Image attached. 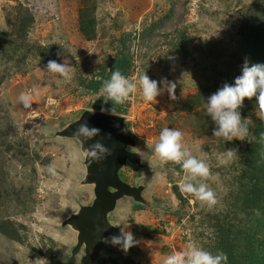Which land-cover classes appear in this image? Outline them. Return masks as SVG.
Segmentation results:
<instances>
[{"label":"rangeland","instance_id":"374dc122","mask_svg":"<svg viewBox=\"0 0 264 264\" xmlns=\"http://www.w3.org/2000/svg\"><path fill=\"white\" fill-rule=\"evenodd\" d=\"M17 3L32 14L26 46L54 50L49 61L63 64L67 59L72 71L67 78L49 73V61L35 53L27 55L29 71L20 70L15 59L0 50V178H5L0 180V225L8 231V235L0 231V264H68L76 233L63 222L90 204L94 193L81 183L85 165L79 144L57 132L85 110L101 111L93 107L101 104L100 92H81L79 78L98 74L121 46L125 32L134 56L128 78L137 82V91L124 104L127 111L116 114L125 116L142 165L124 166L122 179L144 185L147 202L125 198L109 215L120 229L128 222L126 230L138 243L125 252L109 238L107 244L115 251L104 252V257L164 264L173 250L190 242L210 250L214 234H219L217 219L222 217L225 223L252 227L257 237L264 233V201L234 212L228 198L241 185L243 162L251 159L252 147L258 144L264 159V136L250 133L244 140L229 142L212 132L208 137L212 121L206 113V98L225 83L234 84L246 60L250 65L264 64L252 55L248 37L258 22L254 18H264V0H0V30L8 31ZM81 10H88L82 18ZM23 54L24 50L18 56ZM144 70L153 80L175 82L176 99L164 90L155 103L146 101L139 87ZM159 86L164 88L163 83ZM25 92L33 97L30 110L18 100ZM241 112L250 125L260 122L255 108L244 105ZM164 127L181 130L193 154L209 164L210 178L202 182L215 191L216 205L208 207L193 195L180 193L177 184L183 170L172 162L161 163L153 151ZM228 149L237 152L227 164H219L217 157L226 156ZM49 166L55 167V175L48 172ZM261 174L259 170L257 175ZM8 181L9 195L1 185ZM83 254L82 250L77 264Z\"/></svg>","mask_w":264,"mask_h":264},{"label":"clouds","instance_id":"9594fccd","mask_svg":"<svg viewBox=\"0 0 264 264\" xmlns=\"http://www.w3.org/2000/svg\"><path fill=\"white\" fill-rule=\"evenodd\" d=\"M47 71L67 78L72 71V66L67 59L63 64L49 61ZM98 79L100 78L98 77ZM161 83L164 84L163 89L159 86ZM139 87L143 98L149 102L155 103L157 97L164 90L167 91L171 99H176L177 85L175 82L153 80L145 70L139 78ZM136 91L137 82L135 80H130L118 69L112 71L108 79L102 80L101 93L104 96V103L111 101L113 107H101V111L116 115V105L125 104ZM254 97L256 100L255 114L259 120L264 121V64L250 65L246 60L242 74L235 78L234 84L225 83L222 88L206 98V113L215 125L212 136L223 138L226 142L237 138L246 139L249 134V118L242 116L241 109L246 98L252 100ZM18 100L25 110L31 109L33 104L31 93H22ZM92 113L94 114V112ZM99 134L100 129L90 127L86 121L79 123L73 130V135L84 143L93 140ZM153 151L161 163L172 162L179 165L183 170V179L177 184L181 194H191L196 199L205 202L208 207L216 205L217 195L215 191L207 183L202 182L210 178L209 164L205 159L193 154L184 143V134L181 130L174 127H164L154 143ZM236 152L235 149H228L226 156H218L219 164H227ZM85 154L91 162H99L106 159L111 154V150L97 140L86 148ZM72 155L76 158L79 157L78 153H72ZM47 170L52 175L56 173L53 166H49ZM123 225L120 235H113L110 243L113 246H120L123 251L127 252L138 241L130 230H126L130 228L129 223L123 222ZM105 242L109 241L106 240ZM228 260V255L223 251L212 252L190 242L186 248L180 251L173 250L165 259L164 264H228Z\"/></svg>","mask_w":264,"mask_h":264},{"label":"trees","instance_id":"16d2710c","mask_svg":"<svg viewBox=\"0 0 264 264\" xmlns=\"http://www.w3.org/2000/svg\"><path fill=\"white\" fill-rule=\"evenodd\" d=\"M87 12L88 10H81L79 12L80 18L84 17ZM254 20H257L258 22L251 26V33L248 34V37L253 45L251 48L253 51L252 55L258 59L259 62H262V60L264 61V18L261 21L258 20V18H254ZM31 21L32 14L28 12L27 6H25V4L17 3L15 12L11 14L8 21V31L0 30V50L3 49L4 53L9 54L11 58H14L16 61L15 63L20 70L24 69L29 71V64L26 63L28 53H35L40 60H43V62H47L54 57V50L50 51V49L46 51L34 46H26V36L29 30L28 25L31 23ZM80 21L82 23L81 19ZM82 26L87 31V33H89L83 23ZM129 38V33L125 32L122 34V38L120 40L121 46L116 50L114 55L109 57L105 65L100 66L98 74H93L91 77L84 79L79 78L78 83L81 92H100L101 96L99 98L101 104L98 106H93L96 109L101 110V107H113V103L111 101H108L106 104L104 103V96L101 93L102 80L108 79L111 75V72L115 71L116 69L120 70L127 78L131 74L134 56L129 49ZM181 47L186 48L185 45H181ZM22 50H24L25 54L18 56ZM98 77L100 79H98ZM244 105L251 109L256 108L255 97L252 100L246 98ZM126 111L127 106L124 104L116 105L115 107L116 113H122ZM188 120H186V122ZM193 124L195 125V123ZM214 127L215 125L213 122H211L209 124L208 137L211 135ZM127 130H129L128 127ZM250 133H255L258 136L262 134L264 136V121L260 120V122L253 126L249 124V134ZM228 146H225L224 149H227ZM262 146L264 147V145ZM1 150L2 148H0V151ZM252 150L254 151V154L251 156V159L243 162L245 165H243L244 169L241 174L243 176L241 177L240 187L234 188L228 195V198L231 199L234 204L232 207L234 212L239 207H242L244 211L248 210L249 208H256L260 204V201H264V165L260 166L257 163H252L264 162V159H262V156L259 153L258 144L257 146L252 147ZM257 153L260 154L259 161H257ZM259 170L262 173L261 176L257 175ZM0 180L5 181L4 176H2V179L0 178ZM1 185L3 187V191L7 192V195H9L10 190L8 189L11 188L10 182L8 181L7 183H1ZM14 193L16 194L17 192ZM224 221L225 219L223 217L221 219H217L216 226L219 234H214L216 240L212 246L208 247L210 251H223L226 253L229 257L228 264H264V233L261 234L260 237H257L255 229L252 232V227H249L245 224L238 227L235 223H225ZM0 231L2 233H8L4 225H0ZM106 252L110 253L108 250ZM95 264L137 263L130 261L129 258H105L104 255H101Z\"/></svg>","mask_w":264,"mask_h":264},{"label":"water","instance_id":"95a60500","mask_svg":"<svg viewBox=\"0 0 264 264\" xmlns=\"http://www.w3.org/2000/svg\"><path fill=\"white\" fill-rule=\"evenodd\" d=\"M135 39L136 34L133 35L134 43ZM85 121L90 127L100 129V134L84 143L73 135V130ZM125 123L123 115L88 109L57 132L58 136L75 140L79 144L85 165L81 183L91 186L94 193L90 204L80 206L63 222L64 226L76 233V244L71 250L68 264H77V256L82 250L84 254L80 264H95L104 251L114 252L105 241L113 235H120L121 229L110 221L109 215L125 198H131L137 203L146 202L142 195L144 185H132L120 176L121 169L128 163L142 165V156L136 150L137 141L126 130ZM97 140L109 148L111 154L99 162H91L85 154L86 148Z\"/></svg>","mask_w":264,"mask_h":264},{"label":"flooded vegetation","instance_id":"af4514ba","mask_svg":"<svg viewBox=\"0 0 264 264\" xmlns=\"http://www.w3.org/2000/svg\"><path fill=\"white\" fill-rule=\"evenodd\" d=\"M125 128H126V130H127V126H126V123H125ZM128 132H129V130H127ZM129 133H131V132H129ZM138 144V143H137ZM127 165H133V164H130V163H128ZM139 166V165H138ZM123 169V168H122ZM122 169H121V171H120V176L122 177V178H124L125 176H124V174H123V171H122ZM136 186L138 185V183L137 184H135ZM142 195H143V193H142ZM145 199V198H144ZM146 201V200H145ZM147 202V201H146ZM145 202V203H146ZM145 203H140V204H145ZM111 238V237H110ZM109 239V238H108ZM107 239V240H108ZM109 246V245H108ZM110 247V246H109ZM106 252V251H105ZM104 254V252L102 253V255ZM79 264H80V262H79Z\"/></svg>","mask_w":264,"mask_h":264}]
</instances>
